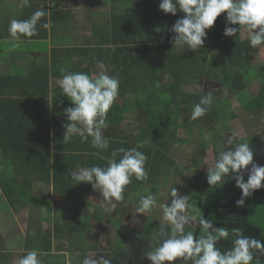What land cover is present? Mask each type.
<instances>
[{"label":"trees","instance_id":"obj_1","mask_svg":"<svg viewBox=\"0 0 264 264\" xmlns=\"http://www.w3.org/2000/svg\"><path fill=\"white\" fill-rule=\"evenodd\" d=\"M5 1L0 0V5ZM83 1L91 9L104 7L94 14V22L85 21L83 30H78L81 32L76 34V41L83 43H74L75 39L66 35L65 44L54 45L51 55L36 57L27 66L13 61V71L25 68L20 69L21 78L27 72L24 84L30 92L26 98L15 97L24 93L15 90L12 94L9 89L8 80L13 76L0 74V170L7 175L0 184L14 211L28 208L30 212L20 260L16 259L18 251L7 248L0 231V264H15V259L16 264H67L66 252H55L52 236L42 232L38 211L46 202L51 206L52 199L51 194L34 193L33 179L52 184L58 195L72 197L77 192L75 181L88 178L111 191L118 210H131V194L139 195L143 209H153V201L137 190L157 183L165 167H175L176 141H189L179 138L172 142L170 130L187 134L196 128L203 133V118L209 126L218 128L217 124L236 116L223 104L231 99L211 98L209 91L190 90L200 79L208 83L219 79L239 89L238 99L250 118L264 110V73L260 70L263 76L257 77L261 81L258 93L252 96L248 92L252 82L249 72L260 69L254 55L264 46V30L259 28L254 37H245L242 28L248 12L264 17V0ZM20 2L16 10L20 33L12 31L8 21L4 23L5 27H0V50H34L40 45L48 48V38L66 19L62 1ZM67 26L64 28L70 32ZM85 30H91V34ZM8 52L0 53V64H8L3 59ZM92 75L99 76L101 88L94 83L77 85L91 80ZM50 76L63 82L51 90ZM128 119L141 120L138 133L123 126ZM255 139L260 141L261 136L251 134L242 142ZM204 176L192 177L187 186L185 204L199 218L194 228L187 226L181 231L177 222L172 226L147 223L143 233L148 237L154 234L159 241L181 240L197 264H264V256L232 249L228 257L211 259L204 241L215 202L237 194L245 186L260 184L241 209L246 222L257 229L264 242V164L255 171H238L226 181L204 184ZM30 190L33 192L27 199L24 192ZM64 206L61 208L67 209ZM70 226L59 224L57 231L61 233ZM74 233L75 249L81 250L85 243L83 229L76 228Z\"/></svg>","mask_w":264,"mask_h":264},{"label":"rangeland","instance_id":"obj_2","mask_svg":"<svg viewBox=\"0 0 264 264\" xmlns=\"http://www.w3.org/2000/svg\"><path fill=\"white\" fill-rule=\"evenodd\" d=\"M63 2L65 7L71 9L79 7L71 0ZM92 9L95 12L104 11V7L101 6ZM79 11L81 9H78ZM242 28L245 37H254L257 29L264 30V17H256L252 12H248ZM254 63L259 64L260 69L254 68L249 72L252 82L248 86V92H251L252 96L258 93L261 86V81L257 77L263 76L260 71L264 73V46L256 50ZM224 64L223 62L219 65L220 70ZM93 83L101 88L99 76L96 75H92L91 80L78 84L87 87ZM189 88L193 92L209 91L211 98L231 99V104L228 102L223 104L227 108L230 106L229 109L236 116L229 117L224 124H217L218 128L216 125L209 126L207 119L203 118L206 124L203 133L196 128L188 130L187 134L176 129L170 130L168 135L172 142L179 138L189 141L188 143L176 141L175 167H165L158 175L157 183H150L147 188L137 190L138 194L140 192L143 197L153 201V209H143L142 204L138 202L139 195L131 194L128 196L129 200H132L131 210L128 212L125 208H120L119 211L117 199L111 191L88 178L83 181L77 179L76 194L72 197L63 195L65 198L53 191L52 184L43 181L33 183L36 195L51 194V206L46 202L42 206L44 209L38 211L40 217L39 215L37 217L41 221L43 234L52 236L54 251L66 252L67 264H148V262L197 264L181 240L171 244L165 239L159 241L160 238L156 235L148 239L141 233L143 225L147 223L155 225L160 222L172 226L177 222L181 231L187 226L194 228L199 218L190 212L188 205L185 204L188 197L187 186L192 177L204 174L203 183L207 184L213 181H226L238 171L258 170L264 164V110L250 118L243 103L238 99L239 89L230 87L219 79H210L208 83L202 78ZM219 88L222 90L219 91ZM107 95L112 96L109 93ZM140 115L145 117L146 113L142 112ZM141 124V120L138 119L123 122V126L134 133L139 132ZM251 134L260 135L261 140L242 142ZM259 188L260 184L245 186L237 194L223 196L215 202L204 234L207 253L211 259L221 255L228 257L231 249L242 254L264 256V242L257 229L246 222L244 211L241 209L249 196ZM33 191L24 192L25 197L31 198ZM3 202L0 207L2 228L0 231L6 239L7 248L13 252L18 251L16 259L20 260L29 210L22 209L12 214L8 202L6 200ZM62 205L67 209H62ZM65 222L71 226L59 233L58 225H64ZM76 228L83 229L85 243L81 250L75 249ZM225 232L228 235H225ZM85 250L86 253L83 255Z\"/></svg>","mask_w":264,"mask_h":264},{"label":"crops","instance_id":"obj_3","mask_svg":"<svg viewBox=\"0 0 264 264\" xmlns=\"http://www.w3.org/2000/svg\"><path fill=\"white\" fill-rule=\"evenodd\" d=\"M62 1L63 5L62 7H64L65 9V17L66 19H63L61 21V26L59 25V28L57 29V31L54 33V36L50 35V37L48 38V48H44L40 45V47L38 49H34V50H24L22 49V47H20V49L16 50V51H12L9 50L8 48H4V50H0V53L4 54V51L8 52L7 49L9 50L8 55L6 58H3L4 60L7 59V63L8 64H0V74H4L7 73L9 76H13L14 78H9L8 83L9 85V89L11 90L12 94H15V90L16 93L20 92L24 93V95H14L16 96H28L26 95L28 92H30L29 88L27 89L24 81L26 80L27 77V72H23L25 73L24 78H21V73L22 71L20 69H25L23 66H27L28 63L30 62V60L36 58V57H42V56H46V55H51V49L54 45H59V46H63L65 44V38L68 39L67 37H65L66 35H69L72 39V37L75 39L76 41V34L78 35V33H80L81 31L78 32V30H81L82 27L84 25V22L86 21L87 23H90L91 20L94 22L95 21V17L94 14H96L97 12L93 11V9H91L89 7V5L84 2L83 0H71L74 3L78 4V9H81V11L78 12V9H71V7H65L64 4V0H60ZM22 5V3L20 2V0H7L5 1L3 4L0 5V20H2V25H0V27H5L4 23H6L7 21L9 22V28L13 29L12 31H14L16 34L20 33V30L18 28V25L16 26V17H18V13L16 14V10L19 9V7ZM49 7V11H51L52 9L50 8V5L48 4ZM68 15V16H67ZM5 16V17H4ZM8 16V18H7ZM71 16V17H69ZM92 16V19H91ZM7 18V19H5ZM66 20H68V22H66ZM78 23H77V21ZM64 22V23H63ZM70 23H71V27H70ZM73 23V24H72ZM69 24V25H68ZM75 24V25H74ZM67 26V28H70V32L67 31V29L64 28V26ZM76 27H78L79 29H75ZM83 30V29H82ZM86 34H91V30H85ZM1 38V37H0ZM71 42H69L68 44H70ZM74 43H83V42H74ZM11 46V45H10ZM15 50V49H14ZM13 61H19V62H23V66H21L20 69H16L15 71H13L11 68V66L13 65ZM13 74V75H12ZM29 77V76H28ZM1 78V77H0ZM21 80L20 83L17 84V81ZM49 85L52 88L57 84H61L63 81L58 79V77H52L50 76V80H49ZM83 81H87V80H83ZM82 82V81H80ZM79 82V83H80ZM1 83L2 80L0 79V87H1ZM77 85H79L77 83ZM51 93V91H50ZM7 176V175H6ZM5 175H2V171L0 170V183H2L1 179L2 178H6ZM39 181L41 182V180H37V179H33V183ZM44 182V181H43ZM32 183V184H33ZM33 187V186H32ZM26 191V189H24ZM32 190L28 191L31 192ZM3 200H6V197L4 195L3 192V188L0 184V207L1 204L4 203ZM2 202V203H1ZM9 207L11 209L10 212L15 213L16 211L13 210V208L11 207V205L9 204ZM1 209V208H0ZM28 209V208H27ZM29 210V209H28ZM30 213V212H29ZM2 228H0L1 230Z\"/></svg>","mask_w":264,"mask_h":264},{"label":"flooded vegetation","instance_id":"obj_4","mask_svg":"<svg viewBox=\"0 0 264 264\" xmlns=\"http://www.w3.org/2000/svg\"><path fill=\"white\" fill-rule=\"evenodd\" d=\"M145 225V224H144ZM144 225H143V227H144ZM141 233L144 235V237H147L148 239H150L151 237H148V236H146L145 235V233H143V229L141 230ZM154 236V234L152 235V237ZM176 242V241H175ZM175 242H172V243H175ZM171 243V242H170ZM171 243V244H172ZM148 263H151V262H148Z\"/></svg>","mask_w":264,"mask_h":264},{"label":"water","instance_id":"obj_5","mask_svg":"<svg viewBox=\"0 0 264 264\" xmlns=\"http://www.w3.org/2000/svg\"><path fill=\"white\" fill-rule=\"evenodd\" d=\"M198 247L200 248L201 251H203L201 244L198 242Z\"/></svg>","mask_w":264,"mask_h":264}]
</instances>
